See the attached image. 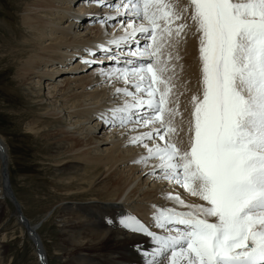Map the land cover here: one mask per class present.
Listing matches in <instances>:
<instances>
[{
	"label": "snow or ice",
	"instance_id": "obj_1",
	"mask_svg": "<svg viewBox=\"0 0 264 264\" xmlns=\"http://www.w3.org/2000/svg\"><path fill=\"white\" fill-rule=\"evenodd\" d=\"M190 6L200 34L202 86L191 98L187 146L171 138L177 110L169 107L174 86L166 75L172 59L166 50L187 27L175 24L183 10H176L172 0H122L117 5L124 8L127 22L121 21L124 33L108 45L121 52H113L114 66L101 74L123 79L134 92L116 90L132 99L111 109L106 122L158 124L130 141L158 137L163 142L144 144L147 156L139 162L158 157L154 172L158 168L163 178L206 202L187 205V211L160 210L157 225L176 227L156 235L148 264H264V0H190ZM97 50L112 51L104 44ZM121 223L133 233L148 232L134 217Z\"/></svg>",
	"mask_w": 264,
	"mask_h": 264
},
{
	"label": "bare ground",
	"instance_id": "obj_2",
	"mask_svg": "<svg viewBox=\"0 0 264 264\" xmlns=\"http://www.w3.org/2000/svg\"><path fill=\"white\" fill-rule=\"evenodd\" d=\"M74 1L76 0H63L65 5L61 7L56 4L59 2L57 0H32L23 7L25 12L22 16V26L28 31L30 38L16 46L17 50H12L9 54L14 59L24 58L15 61L18 66L16 81L19 91L23 93L19 94L21 103L13 108L19 109V106L25 103V109L20 116L29 120V130L24 135L31 138L33 144L39 148L43 144L41 149L47 150V153L50 147L52 148L53 154H44V158L55 167L59 179L67 180L64 184L60 182L61 192L56 194L58 198L66 199L59 206L63 214L60 230L64 255L68 257L67 264H148L153 258L152 253L157 244L143 235L127 230L121 223L125 218L132 217L125 210L126 207L134 213L142 211L138 216L149 219L146 218V210L151 211L154 207L158 209L160 206H169L187 211V205L206 202L199 197H193L187 189L173 180L163 178L158 168L154 172L153 169L159 163L158 157L139 162L142 156H147L144 144L153 146L162 145L163 142L158 137L151 140L157 143L145 140L143 143L133 144L130 141L158 127V124H126L119 126L118 130L113 129L112 135L106 132L107 138L95 136V133L106 126L104 124H110L106 122L111 118L110 110L122 106L125 100L132 99L129 96L120 99L119 104L113 103L118 100L114 97L125 95L123 92L118 94L117 89L127 87L134 92V88L126 85L123 79L102 75L101 72L105 70H92L86 75L77 74L87 69L86 64H80L78 59L75 65L72 64L73 68L69 69L73 76H63L59 85H52L47 89V96L43 93L45 87L42 79L49 80L58 72H67L68 69L63 68L66 62L76 55L80 57L82 49H92L91 46L98 43L87 41V38L83 37L88 36L87 33L74 32V29L79 27L77 20L85 13L71 11ZM172 2L176 10H183L182 19L175 21V24L184 23L187 27L174 41V47L166 50L170 51L172 56L169 61L171 71L166 75L171 77V85L174 86L169 107L177 110L174 117L176 132L171 134V138L186 147L188 122L192 112L191 98L200 93L202 86L200 34L191 20L190 0ZM81 3L79 9L83 8L85 0H81ZM93 12H96V9H93ZM117 12L120 14L122 11ZM70 17L71 20H67ZM63 20L68 21L66 26H61ZM139 22L136 21L137 24ZM123 28L118 32H123ZM100 30L99 28V32ZM105 40L101 43H107L111 39ZM4 107L8 109L9 106L6 104ZM69 117L78 120L71 122ZM93 118L96 121L92 124ZM4 142L0 135V220L3 209H8L7 199L12 200L14 197L11 187L8 186V151ZM107 145L109 147H105ZM123 165L129 166L126 175H123V169L121 170ZM148 179L153 182L152 185L147 184ZM177 195L184 201L183 204L174 198ZM78 197L90 198L81 202L74 201ZM13 203L16 206L17 202ZM21 211L17 205L18 218ZM23 219L24 222L18 220V223L36 240L38 227L33 226L24 215ZM3 245L0 243V264L5 252ZM40 252L43 261L39 259V264H47L43 248H40Z\"/></svg>",
	"mask_w": 264,
	"mask_h": 264
},
{
	"label": "rangeland",
	"instance_id": "obj_3",
	"mask_svg": "<svg viewBox=\"0 0 264 264\" xmlns=\"http://www.w3.org/2000/svg\"><path fill=\"white\" fill-rule=\"evenodd\" d=\"M30 1L32 0H0V135L5 140L4 146L8 151L7 180L10 182L8 186L11 187L15 197V199H13L14 197L11 199L13 202H17L15 206L12 200L8 198V209L4 208L3 214L1 216L0 243L5 245H3L5 252L3 254V262L1 264H39V259L36 256L33 241L29 237L26 228L18 223L19 218L16 214L17 205L20 206L22 210V216L24 215L29 220V222L33 224V226L38 227L36 232L40 239L41 246L45 251L47 264H67L66 260L68 257H65L64 255L65 249L61 236L62 233L60 230V221L63 217V214L60 211L61 206H59L62 202H64L63 200L66 199L65 197L58 198L56 195L61 192L60 182L64 184L67 182V180L64 178L59 179L58 173L56 174L54 169L55 167H53L52 163L44 158V154L45 156H47V154H53L52 148L50 147L49 153H47V150L43 151V149H41L43 144L41 148H39L38 145L36 146L33 144L34 141L31 138H27L24 135L25 132L29 130V120L20 116V113L24 111L23 109H25V103H22V105L19 106V109L13 108L14 105L18 106V104L21 103L19 94L23 93L22 91H19V87L17 85L18 83L16 81L18 66L15 61H18V59H21V57L14 59L9 56V54L12 52V50H17L16 46H19L24 40L30 38V34L22 26V16L25 12L23 7L29 4ZM57 1H59L56 2L57 5L61 7L65 5L63 0ZM97 3V1L85 0L83 8L79 9V7L82 6V3L81 0H76L72 2L71 11L81 13V11L93 12V9H96L99 12V9L101 8L94 6V4ZM115 5L112 6V8L116 7ZM109 8L107 7V9H102L101 13L103 14L101 15L99 12L100 16L98 17L105 15L104 18H107L106 16H110V21L113 20L114 14H117V17H115L117 20L107 23L93 21L89 24V22L80 23V19H78L77 25H79V27H76L74 32L87 33L88 36L83 35V37L87 38V41H94L98 43L105 39V41H107V39L110 40L112 38H116V35H119L120 37L124 33V30L123 32H118L123 28L121 21L126 23L127 18H125V15H118L119 13L117 10L121 11L120 8L116 7L113 9V11H110ZM120 14H122V12H120ZM82 15L81 19L86 18L85 14ZM67 20H71V17ZM67 24L68 21L63 20L61 26H66ZM87 26L88 28H85ZM92 28H94V30ZM99 28L101 29L100 32ZM89 32L91 33L89 34ZM110 33H114V35L112 36ZM47 42L48 41L46 40L45 43ZM45 43H43V45ZM71 59L66 62L63 67L68 69L67 72H58L57 74L52 75V78H49L50 81L47 80L48 78L45 80L42 79L44 83L43 87H45L43 90V93L46 94L45 96H47L48 93L47 89L52 87V85H59L63 76H73V73L70 74L69 69H72L73 65H75V59L78 60L80 57L76 55ZM52 65L53 64H49V66ZM9 66H11V68H9ZM45 68L47 69L50 67ZM87 70L88 68L78 72L77 74L86 75L92 71ZM35 81H37V79ZM113 82L115 83L117 81ZM125 97L127 98L129 96L123 94L116 96L114 98L115 100H118L114 101L113 103L119 104L120 99H125ZM6 104L9 106L8 109L4 107ZM76 119L75 117H69L71 122H76L78 120ZM94 119L95 118H93L92 124L96 121ZM133 123L135 122L128 124L133 126ZM104 125L106 126H104V128H102V130H100L98 133H95V136L107 138L106 132H108V135H112V130L121 126L119 124L115 125L111 123ZM150 142L153 141L150 140ZM155 143H157V141ZM105 147H109V145ZM155 158L156 157L153 159ZM122 169L123 175H126L127 172H129L128 165H123L121 167V170ZM118 175L119 173L117 176ZM149 181L150 179L147 180V184L152 185L153 182ZM86 198L88 197H78L77 199L75 198L74 201L81 202ZM126 209L128 208L126 207ZM146 212H153V210L150 211L148 209ZM141 213L143 212L140 211V213L137 212L135 214L138 216V214ZM139 217L141 218L140 215Z\"/></svg>",
	"mask_w": 264,
	"mask_h": 264
},
{
	"label": "water",
	"instance_id": "obj_4",
	"mask_svg": "<svg viewBox=\"0 0 264 264\" xmlns=\"http://www.w3.org/2000/svg\"><path fill=\"white\" fill-rule=\"evenodd\" d=\"M33 240H34L36 255H37L38 259L42 260V256H41V252H40V248H42V247H40V241L38 239V236H37V239L36 240L35 239H33ZM42 264H44V262H42Z\"/></svg>",
	"mask_w": 264,
	"mask_h": 264
}]
</instances>
